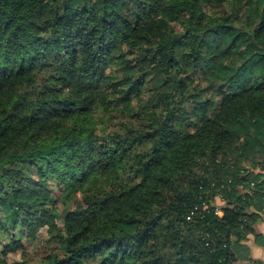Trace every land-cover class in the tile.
Returning a JSON list of instances; mask_svg holds the SVG:
<instances>
[{"label":"trees","instance_id":"trees-1","mask_svg":"<svg viewBox=\"0 0 264 264\" xmlns=\"http://www.w3.org/2000/svg\"><path fill=\"white\" fill-rule=\"evenodd\" d=\"M263 202L264 0H0V230L38 264H260Z\"/></svg>","mask_w":264,"mask_h":264},{"label":"rangeland","instance_id":"rangeland-1","mask_svg":"<svg viewBox=\"0 0 264 264\" xmlns=\"http://www.w3.org/2000/svg\"><path fill=\"white\" fill-rule=\"evenodd\" d=\"M34 175L41 182H44L46 179L45 177H38L37 174ZM46 182L51 190V195H53L51 201L49 202V208H51L57 201L54 199L55 196L61 194V185L51 179L46 180ZM216 202L220 206L224 204V202H220L219 199H217ZM64 206L65 203H63L60 198L58 202L59 209L62 210ZM40 228L41 229L38 232V238L36 240L23 236V228L21 227H16L10 231L0 230V253L3 256V259L9 264H13L15 261L22 260L24 256H27L30 264H38L43 256H46L56 246L55 241L46 237L45 228L43 226ZM14 238L15 240L13 245L9 248H5V245L9 244ZM244 262V260H240L241 264Z\"/></svg>","mask_w":264,"mask_h":264},{"label":"crops","instance_id":"crops-1","mask_svg":"<svg viewBox=\"0 0 264 264\" xmlns=\"http://www.w3.org/2000/svg\"><path fill=\"white\" fill-rule=\"evenodd\" d=\"M247 168L249 170L252 169L249 166ZM217 199H219L220 202H224L220 197H217ZM261 215V219L255 225L257 232L260 234V240L256 241L257 239L255 238V235L251 234L247 242L251 246V257L260 264H264V210L262 211Z\"/></svg>","mask_w":264,"mask_h":264},{"label":"built area","instance_id":"built-area-1","mask_svg":"<svg viewBox=\"0 0 264 264\" xmlns=\"http://www.w3.org/2000/svg\"><path fill=\"white\" fill-rule=\"evenodd\" d=\"M251 185H254V182H252V183H251ZM263 203H264V202H263ZM217 213H219V214H220V213H221V211H217Z\"/></svg>","mask_w":264,"mask_h":264}]
</instances>
